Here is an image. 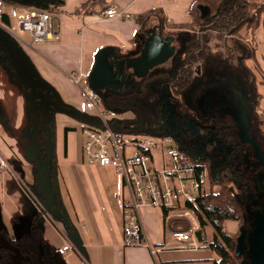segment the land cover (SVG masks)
<instances>
[{
    "label": "crops",
    "instance_id": "crops-1",
    "mask_svg": "<svg viewBox=\"0 0 264 264\" xmlns=\"http://www.w3.org/2000/svg\"><path fill=\"white\" fill-rule=\"evenodd\" d=\"M82 2L83 0H65L59 17L55 18V36L51 39L21 36L27 31L18 30V35L12 34V16L26 14L28 10L0 8V19L4 13L9 22L5 27L0 20V26L8 32V39L14 46L9 54L0 48V164L5 165L0 170V228L8 235L17 237L29 230L32 217L38 213L37 225L41 229L46 253L65 243H71L73 246L71 251L61 256L62 262H58L55 257L61 264H212L215 255L208 248V243L213 238L212 228L199 226L197 235L201 234L202 242L198 247H193L188 242L176 241L167 235L170 229L168 222H163L162 210L156 207L142 208L141 219L147 239L153 247L159 249L157 254L152 257L147 248L124 246V191L121 177L113 168L87 161L82 152L83 136L79 148H76L75 142L71 140V135L75 132L72 131L73 127H67L69 129L66 134L64 131L61 133L60 128L58 131L55 128L52 143L48 142L44 149L42 148L41 159L37 156L40 163L38 166H42V169L36 167L37 163L32 164L26 158L31 145V142L28 145V141L31 137L29 129L33 118L28 115L25 93L8 58L12 63L23 62L20 64V70H29L30 76H39L44 81V96L48 97L51 92L58 94L62 103L60 107L74 112L82 132L90 121L86 116L94 114L70 105L72 99L81 94L73 82L72 75L79 70H86L89 74L94 66L96 54H114L122 62L126 77L129 76L128 87L125 86L122 93L127 95L142 85V82L151 83V78L153 79L157 72H169L175 56L178 55L175 54V49L173 56L163 63L152 65L149 73L143 77L137 78L128 73V62L138 60L142 52L147 50L153 30L163 39L169 37L165 32L167 30L163 31V35L159 32V19L156 15L150 16L142 24L135 21V16L151 9H159L166 24H182L190 20L187 9L191 0H103L88 6L86 15L80 10L77 12ZM111 6L119 8L129 17L104 20L97 17L100 10ZM206 15L207 11H202L201 17ZM258 33L262 35L261 30H258L257 35L255 34L257 38L260 37ZM177 36L174 42L179 47L182 37ZM15 48H19L21 54H18ZM259 59L256 56L257 63ZM100 94L111 93L101 91ZM155 95L153 94V97ZM242 97V111H232L233 116H239L241 129L248 130L247 117L251 115L252 107L248 104L249 98L244 95ZM35 101L37 104V100ZM159 102L163 107L164 102ZM164 108H167L166 104ZM213 109L211 106V112L207 110V114H213ZM130 112L123 113L130 115ZM50 114L53 122L57 116L65 118L63 115L69 113L55 111ZM131 119L130 115L127 121ZM209 142L210 139H206L205 145ZM210 144L209 150L205 148L204 143L194 150L198 153L197 158L208 156L219 164L223 157L226 158L229 148L225 143H215V139ZM183 147L194 153L185 143ZM153 154L160 164L159 149H155ZM35 177L45 187L51 188L57 204L46 205V200L38 194ZM30 186L35 190L29 188ZM258 192L264 195V185L259 187Z\"/></svg>",
    "mask_w": 264,
    "mask_h": 264
},
{
    "label": "trees",
    "instance_id": "trees-1",
    "mask_svg": "<svg viewBox=\"0 0 264 264\" xmlns=\"http://www.w3.org/2000/svg\"><path fill=\"white\" fill-rule=\"evenodd\" d=\"M102 1L103 0H83L77 12H79L80 9H86L88 6H91L95 2L97 3ZM64 4H65V0H0V8H10L12 10L23 9L28 11H35L38 14L48 15L52 20H55V18L59 17L60 9L64 6ZM248 4L249 2L247 0H191L189 7L187 9V14L190 20L189 22L182 24L181 23L166 24L165 19L162 16V13L159 9H151L135 16V21L138 24H142L150 16L156 15L159 19L158 20L159 32L162 35H163V31L165 30L164 25L169 26V28H167L168 32L167 31L165 32L167 34L169 33V35L171 36L176 32L179 34L181 32L190 33L187 34L188 37L183 43L180 52H177L178 55L175 56L174 63L171 66L169 72L167 71L157 72L155 74L156 76H153V79L151 78L150 81V82H155L157 80L161 84H165V83L170 84L172 93L168 95V104L170 102L169 107L172 116L178 119H182V118H188L191 115L190 112L191 108L179 101L178 94L182 88L190 84L191 76L193 73L192 67L194 66V64L197 61H199V59L202 58L204 61L206 56L210 54V52L205 53L207 51V48L204 45H202V42H200V39H202V37H199L198 35L199 33L195 32V30L198 32L202 31L203 30L202 26L206 25V27H209V29L215 31L216 33H222V35L224 36L228 34V37L231 39L230 44H228L227 40L225 42L223 41V48H225L226 52H228L229 54L235 53L237 55L238 68L244 65L243 67L247 70V74L244 77V82L245 84H250L248 90L251 92L252 96L248 97L247 94H243V93L242 94L244 96H247L249 98V101L253 105L252 107V105L250 104L251 107L253 108L252 111L253 120H251V125H250L252 135L253 133L255 134V132H257V135L261 136L259 130H255V128L257 127L258 129V126H260V128L262 127L264 128V107H259V103H258L259 94H258V86H257L258 83L256 82V80L253 79V77L251 81H249L248 79V75L249 73L251 74V70H249V68L246 67V61L253 60L255 61V64L257 66L259 65L256 61L254 53L251 50H249V48L245 43L242 42L243 35L241 33V28L244 27L245 30L254 32L255 30L262 27L264 31V0L261 1L259 4H257L254 7V9H252L251 11L248 8ZM201 6L204 7L205 10H207V15L203 18L201 17L202 11L199 9V7ZM0 20L2 22V25H4L5 27L8 26L9 22H8V16L6 14L2 13ZM0 29H2L8 34V32L5 30L3 26H0ZM232 41L233 43L231 44ZM221 61H225V58L221 59ZM238 71L242 72L241 70ZM206 76L207 77L203 79L201 94L203 92L206 93L207 90L210 91L211 87L214 85L219 86L220 83L222 84L223 87L226 88L227 92L228 91L230 92L232 91L230 90V88H232L233 84L237 80L236 78L233 79L231 76H230L231 79L227 80L229 76L227 78L224 76H219L217 75V73H215L213 70L210 69ZM148 80L149 78L147 79V81ZM238 82H239L238 84L235 83V86L242 87V80H239ZM158 86L159 85H153L152 90L150 86H146L143 88L140 87V89H138L137 86L136 89L132 90L127 95L111 93L108 95L101 94V96L103 100L107 98L114 102L127 104V107L130 106L129 109L125 111H131L133 117L129 121H123L119 123L120 127L123 130H129V129L133 130L135 128V130H140V131L142 130L146 133L149 131L143 130V126L146 121L144 112L146 110H151L150 108L154 106L153 94L155 92V89L157 91ZM225 95L226 94H223L222 96ZM254 96H256L255 100H253ZM34 97L36 96H32L33 99ZM197 101L199 102V96L195 100L194 104H196ZM131 102H134L135 105H130ZM103 104L105 106L106 103ZM51 108L50 109L52 113L55 111L63 112V113H72L70 110L62 107L53 106ZM114 112L117 114V109L114 108ZM36 113H37V107H35V113L31 114L28 111V115L30 118L31 117L33 118V122L37 121L35 119ZM119 113L122 114L123 111H119ZM258 113L260 114L258 115ZM47 118H49L48 120H51V114L50 116L48 115L46 119ZM209 119L212 123L210 129H213V132L211 133L216 134V138H217L219 137L222 131L219 130L220 128H216L217 118L214 115H210ZM39 129L40 132L36 133L35 138L41 134L40 136H38L41 139V141L46 137L47 138L46 144L48 142L52 143V135H53L52 120L49 123L47 122L44 128H41L39 126ZM68 129L69 128L67 127L64 129L65 134L68 132ZM41 130H46V131L48 130V131L45 134H43ZM149 133H151V131ZM219 140L224 141L223 138H220ZM255 140L258 142V144H260L261 141L258 139V137ZM43 147H45V145ZM262 151L264 154L263 148ZM33 163L34 162H32V164ZM196 165L198 169L205 168L208 171L209 175L211 176L212 185L217 183L216 186L218 187L216 192H210L208 195L204 196L202 200L200 199L194 204L188 203L186 205L187 209H190L197 218L200 227L204 228L206 226H209L213 230V238L208 243V248L215 255V258L212 260V264H246L245 257L247 258V256L244 253L239 254L237 252L238 238L241 232L243 231L242 226L244 224L246 217L245 216L246 208H245V203L243 202L244 197L242 195V191L245 185H241L238 183L236 189L237 192H233L231 186L233 183H235L234 173L242 174L243 177L246 178L247 182L249 181L251 182V178H252L250 177L251 175H248V173H246L243 170L239 171V168H235V166H231L227 158H224L223 161L217 164L213 160V158L205 156L203 159H200L198 162H196ZM36 167L42 169V166L40 168V166H38V163ZM215 173H217L218 181H215L214 183L213 175H215ZM37 182L41 184L39 179H37ZM52 194H53L52 201L50 202V204L55 203L54 201L55 194L54 192H52ZM250 212L254 214V212L251 209ZM162 214H163V222L165 223L167 217V210L164 209V211H162ZM38 218H39V214L36 213L30 221L29 230L17 236V238L11 240L14 242L15 245L25 250L29 254H32V252H36L40 250L43 256L45 257L46 260L45 262L47 264H57L56 262H54L55 260H53L54 257L50 256L48 252L47 253L45 252V250L47 249L42 239L41 229L37 225ZM227 220H233L238 222L239 227L237 229L236 234L230 235L227 232H225L224 223ZM243 254L245 255V257L243 256ZM247 260L249 261L248 258Z\"/></svg>",
    "mask_w": 264,
    "mask_h": 264
},
{
    "label": "built area",
    "instance_id": "built-area-1",
    "mask_svg": "<svg viewBox=\"0 0 264 264\" xmlns=\"http://www.w3.org/2000/svg\"><path fill=\"white\" fill-rule=\"evenodd\" d=\"M105 16L106 19L122 17L112 6L107 9ZM19 27L20 31H27L36 38L51 39L55 36L53 20L48 15L35 11H29L28 15L21 14ZM87 74L86 70H79L72 75L73 82L81 91L85 108L88 111L96 110L104 123L86 125L82 131V152L88 162L113 168L121 177L124 191V246L146 245L141 237V234L143 237L145 235L141 210L148 206L167 210L166 221L170 228L167 235L170 238L198 247L202 236L197 235L199 224L193 212L187 209V201L194 204L210 192H216L217 183L212 185L211 176L205 168H197L196 162L200 159H194L189 150L173 148L171 145L163 149V143H172V136L146 134L142 130H123L119 125L122 122L120 115L114 113V110L99 108L104 100L99 92L88 86ZM87 117L93 119L94 116ZM155 149H159L160 164L153 154ZM165 157L169 158V166L165 163ZM4 166L0 164V168ZM213 181H218L217 173L213 175ZM177 213L189 217L190 227L187 230L181 226ZM69 248L70 245H65L53 252L57 256H65Z\"/></svg>",
    "mask_w": 264,
    "mask_h": 264
},
{
    "label": "rangeland",
    "instance_id": "rangeland-1",
    "mask_svg": "<svg viewBox=\"0 0 264 264\" xmlns=\"http://www.w3.org/2000/svg\"><path fill=\"white\" fill-rule=\"evenodd\" d=\"M247 1L249 2L248 8L251 11L252 9H254V7L257 4H259L263 0H247ZM28 13H29V11H27L26 14L28 15ZM26 14H23V15H26ZM12 17H14L13 18L14 24L12 26L11 32H12V34L18 35L17 32H18V30L20 31V28L18 26V24H19L18 17L17 16H12ZM164 26H165V30H168L167 28H169V26H167V25H164ZM202 28H203L202 31L198 32L195 30V32L199 33L198 34L199 37H202V39H200V42H202V45H204L207 48V51L205 53L210 52V54L208 56H206L204 61L202 58V59H199V61H197L194 64V66L192 67L193 73L191 76V82L189 85L185 86L184 88H182L180 90V92L178 94V98H179L180 102H182L183 104H185L191 108V110H190L191 115L187 119H189L191 122H193L197 127H200L203 130L202 134L210 137V138H207V139H210V142L214 141V139H215V143H216V141H219L221 143H225L229 148V151L226 154L227 155L226 158H227L229 164L231 166H235V168H239V171L240 170L245 171L246 173H248V175H251L250 176V177H252L251 179L254 180V183L251 181V183H253V186H252V185H250V181L247 182L246 178L243 177L242 174L234 173L235 183H233L231 186L232 191L237 192L236 189H237L238 183L241 185H245V187L243 188V191H242V195L244 197L243 202L245 203V208H246L245 209V212H246L245 216L246 217H245L244 224L242 226V230L245 234H247L250 231V225L252 224V222L255 219V214L250 212V208L254 207L256 205V203L252 200L253 197L254 196L258 197V199H259L258 203H262L264 201V195L261 197L258 193V188H257L259 183H261V184L264 183V179H262V178H264V169L256 161L251 145H249L248 143H246L245 141L242 140L241 127H240L239 123L234 118H232V115L226 116L224 113H221L218 110V108L213 109L214 110L213 114H210V115H214L217 118V123H216L217 127L216 128H220L219 130H222L221 134L220 135L218 134L219 137L216 138V134L211 133V132H213V129H210V126L212 124L210 119H209L210 115H208L207 112L204 110V106H205L204 101L206 99V96L210 97V100L215 101L217 97L223 98V96H222L223 94H226L228 96V95L233 94L234 91H239L241 94L242 93L247 94L248 97H251L252 96L251 92L248 90V87L250 86V84H245V82H244V77L247 74V70L243 67L244 65L240 66V68H238L237 55L235 53L229 54L228 52H226V49L223 48V41L225 42L227 40L228 44H230L231 39L228 37V34L224 36V35H222V33H216L215 31L209 29V27H206V25H203ZM258 30H261V32H262V35H259V33H258V36H260L259 38H257L255 36V34L257 35ZM181 33L179 34L176 32L172 35V38H174L175 41H176V37H178L177 34H179V36L182 37V39L180 38V40H182V43H180L179 47H178V45L176 46L175 54L177 52H180V49L182 48L183 43L185 42V40L188 37L187 34H190L188 32H186V33L181 32ZM241 33L243 35L242 42L245 43L247 45V47L249 48V50H251L254 53L255 58H256V56H258L260 58L258 61L259 66H257L255 64V61L247 60L246 61V67L249 68V70H251V74H252L251 75L249 73V75H248L249 81H251L252 77H253V79L256 80V82L258 83L257 86H258V94H259V96H258L259 107H264V84H263L264 83V41H263L264 40V31H263L262 27L255 30L254 32L247 31L243 27V28H241ZM21 36H24L26 38H30V36L27 32L22 33ZM232 43H233V41L231 42V44ZM223 58H225V61H221V59H223ZM10 63H11V61H10ZM209 64H210V66H209ZM209 69L213 70L219 76H224L226 78L229 76L227 80H230L231 77L233 79L236 78L238 81L242 80V87L235 86V83L238 84L239 82L237 80L235 82V80H234L235 83L233 84L232 88H230V90H232V92H227L226 88L223 87L222 84L220 83L219 86L214 85L211 87L210 91L207 90L206 93L203 92L201 94L202 86H203V79H205L207 77L206 75L208 74ZM237 69L241 70L242 72H239ZM239 73H240V75H239ZM154 79H156V78H154ZM256 82H255V84H256ZM83 84H84V81L81 83V86H83ZM153 85H159L157 87V91H155V93H154L156 95H155V97H153V100L160 99V101H163L164 106L162 107V104L160 103V107L162 109H164L165 104H168V95L172 93L170 84H168V83L161 84L157 80H156V82H151V83H147V84H146V82H142V85H139L138 89H140V87L143 88L146 86H150V88L152 90ZM251 87H252V85H251ZM77 89L79 90V88H77ZM37 91H38V88H35L33 92L31 90H29L28 93L33 96L32 93L36 94ZM209 92H211V93H209ZM50 94L51 95H49L47 97L48 101L51 102L55 107L62 106V103L59 100V95L55 92L54 93L51 92ZM198 96H199V102L197 101V103L194 104V102ZM34 99L37 100V102L39 101V99L36 97H34ZM255 99H256V96H254L253 100H255ZM72 100H73V102L71 104L69 103L70 105H72L73 107H77V108L83 110L84 112L88 111L85 108V101H84V98L81 96V94L77 98L72 99ZM248 104L250 105V102H248ZM253 104H254V102H253ZM169 106H170V102H169ZM129 107H127V104L114 102V101L111 102V100H109V101L106 100L105 106L103 104L99 108L100 109L107 108L110 110H114V108L117 109V115H121L119 117L122 119V122H123L124 119L127 121V118L130 117V115L132 118L133 115L131 112H130V115L128 113L127 114H125V113L120 114L119 111L124 112L125 110L129 109ZM252 107H253V105H252ZM69 108H71V107H69ZM252 111H253V108H251V115L249 114V117H247L248 118L247 119L248 120L247 125H248L249 135L254 140L257 139V137H258V139L261 141L259 144V145H261L260 148L262 147L264 149V128L263 127L260 128V126H258V129H257V127L255 128V130H259L261 136L257 135V132H255V134L253 133L254 137L252 135V131H251V127H250L251 120H253V115H252L253 112ZM91 112L94 113V111H91ZM127 112H129V111H127ZM63 114H65V113H63ZM259 114L260 113H258V115ZM122 115L124 118H122ZM63 116H65V118L64 117L60 118L57 116L55 119H53V122H52L53 131L55 130V128L57 129L56 131H58V128H60L59 131L61 133H64L63 131H64L65 127H73L74 130H72V131H75V132H74V134L71 135V140L75 142V147L79 148L81 141H82L81 127L78 125L79 121L73 112L69 113V114H65ZM72 120H74V121H72ZM136 128H138V127H136ZM37 130L39 131L40 129L38 128ZM133 130H135V128ZM143 130H145V131L147 130V121H145V127L143 128ZM46 132L43 131L42 133L45 134ZM163 133H164L163 131L158 130L155 133V135H157V136L165 135ZM26 135H28V133ZM29 136H30V129H29ZM220 138H223L224 141L219 140ZM37 139H38V136L35 138V141H36V143H39ZM210 142L207 145H205V148H207L208 150L211 149ZM53 143H54V136H53ZM29 144H30V141H28V145ZM169 145H171L173 148H176V147L184 148L183 147V141L182 140L178 141L177 139H174V138H173L172 143H163V149L167 148ZM262 148H261V150H262ZM262 154H263V151H262ZM263 156H264V154H263ZM165 159H168V158L165 157ZM223 160H224V157L221 161H223ZM231 160H234V161H231ZM236 181H237V184H236ZM29 188H32L33 190H35L33 188V186L32 187L30 186ZM38 194H37V198L40 201V196L38 197ZM260 208L264 212V204H263V207L261 206ZM238 227H239L238 222L233 221V220H227L224 223V230H225V232H227L230 235L236 234ZM210 228H207V229L209 230ZM243 246H244V251L247 250L246 240H244ZM53 251L50 250L49 253L52 254L53 256H55L57 258L58 262H62L63 261L62 257L55 255L53 253ZM243 256L245 257L244 254H243ZM245 259H246L245 260L246 264H249V261L247 260L246 257H245Z\"/></svg>",
    "mask_w": 264,
    "mask_h": 264
},
{
    "label": "water",
    "instance_id": "water-1",
    "mask_svg": "<svg viewBox=\"0 0 264 264\" xmlns=\"http://www.w3.org/2000/svg\"><path fill=\"white\" fill-rule=\"evenodd\" d=\"M199 9L204 10V7L201 6L199 7ZM0 40V48L3 49L6 54H9L10 51L13 50L14 46L8 39V34L2 29H0ZM15 51L18 54H21V50H19V48H15ZM174 51V46L171 45L166 39L159 37L158 32L156 30H153L151 33L147 50L142 52V55L138 60H131L130 62H128L129 64L127 72L132 73L137 78L143 77L148 73V70L152 67V65L163 63L166 59L173 56ZM101 53L102 52L95 55L94 66L87 76L88 86L92 90L97 91L99 93L101 91H108L110 93H117L121 95L123 93V88L128 87L124 66L121 62L118 61L117 57H115L114 54H112L111 56H104ZM145 61H150V63ZM20 64L21 62L13 63L12 67L19 79L20 85L25 91L24 93L28 111L32 114L35 113L36 101L26 91L27 87L30 85V82L28 81L30 71L21 69L23 72V76L20 77ZM131 65H133V67ZM33 83L35 85V88L37 87L40 92L44 90L45 83L41 78H38L36 76L33 79ZM33 88L34 87H32L31 89ZM216 101V105L220 106H222L225 102V100H223L222 98H217ZM228 101H230V99H228ZM157 103L160 104L159 101ZM204 103V110H208L209 112H211V106L214 103L212 100H210V97H207ZM130 105H135V103L131 102ZM233 105L235 109L234 102ZM159 108L160 105H158V108L156 106L154 110L158 112ZM162 110L163 111L161 112V116L158 115L159 117L156 121L153 120V113H151L150 110H146L144 112L145 120L149 122L147 129L150 130L153 134H155L158 130H161L164 132L163 134L165 135H170L173 138L175 137L179 141L182 140L183 143H185V146L189 147L194 152L192 154L194 155L193 157L197 158L198 153H195L194 150L199 148V146H201L203 140L205 139V137L201 135L203 130L200 127H197L193 122H191L187 118L178 119L172 116V114L169 117H167V115H162L165 111V108ZM86 119L90 120L89 123H94L96 125L99 124V122H97L95 119L89 117H87ZM47 122L49 123L50 120H48ZM46 123L45 121L43 122V124H38L35 121L31 122V145L29 146L26 154V158L30 162L39 164L37 156L41 149L44 147L36 144L35 136L39 126L42 128V126H45ZM241 137L243 141L251 145L254 151L256 161L264 169V156L262 154V150L258 142L250 137L249 131L247 129H241ZM37 179L38 178L35 177V184L37 190L40 196L46 200V205H48L52 201V190H50L49 187H45L42 183L39 184L37 182ZM253 201H257L256 196L253 197ZM261 206H263V204H261ZM258 210L259 208L257 207L254 211L255 219L250 225V231L247 234L242 231L237 243V252L244 253L250 261L249 264H264V261H262L264 260V231L262 230V227L264 226V212L262 211V209H260L259 211ZM261 224H263L262 227ZM244 240H246L247 244V250L245 251L243 246ZM53 260H55L54 262H56L57 264H61L58 263L56 259Z\"/></svg>",
    "mask_w": 264,
    "mask_h": 264
},
{
    "label": "flooded vegetation",
    "instance_id": "flooded-vegetation-1",
    "mask_svg": "<svg viewBox=\"0 0 264 264\" xmlns=\"http://www.w3.org/2000/svg\"><path fill=\"white\" fill-rule=\"evenodd\" d=\"M169 36L172 37L171 35H169ZM21 64H23V63L21 62ZM128 77L129 76H127V78ZM34 78L35 77H32V76L29 75V80L28 81L30 82V85L27 87L26 91H29V90H31L32 92L34 91V89H35V85L33 83V79ZM127 81H128V79H126V82ZM32 87H34V88L31 89ZM230 92H232V91H230ZM33 96H36L39 99V101L36 104V107H37V113H36V116H35V119L37 120L36 122L38 124H43V122L45 121V123H46L48 121V119H49V118H47V121H46V117H48L47 115L50 116V114H49V113H51L50 108L53 107V105L50 104V102L47 99V96H44L42 94V92L39 91V89H38L36 94H33ZM244 97H246V96H244ZM206 98H207V96H206ZM217 98H219V97H217ZM217 98H216V100H217ZM222 99L225 100V102L223 103L222 106L216 105L217 101L216 100L215 101L212 100L213 103H214L212 105V108H214V109L218 108V110L221 113H224L226 116H231L232 115V118H234L237 122L240 121L238 115L233 116L234 113H233L232 110L234 109V105H233V102H234L235 103V109L234 110H238L239 109L238 111H242L241 108L243 106L240 105V102H242V100H243L242 94L239 91L238 92L234 91L233 94L228 95V96L225 95V96H223ZM228 99H230V101H228ZM106 100L109 101L110 99L106 98L104 100V103H106ZM47 101H48V103H47ZM158 101H160V100L159 99L153 100L154 106L152 108H150L151 109L150 110L151 113H153L152 114L153 115V120H155V121L157 120V118L159 116H161V112L163 111L161 107L159 108L158 112H156L154 110L156 108V106L158 108V105H160L159 103H157ZM166 107L167 108L165 109V111H164V113L162 115H167V117H169L171 115L169 104H166ZM148 124H149V122L147 121V126H148ZM144 127H145V124H144L143 128ZM42 128H44V126H42ZM41 131L42 132L43 131L46 132V130H41ZM37 132H40V130L39 131L37 130ZM201 135L205 137V139L203 140V143L205 145L206 144V139L210 138V137L209 136H205L203 134H201ZM38 136H40V135H38ZM37 140L39 142V143H37V145L40 146V144H41L42 147L44 145H46V141H47L46 137L44 139H42V141H41V139L39 137H38ZM42 157H43V149L38 154V158L41 159ZM262 179H264V178H262ZM251 181L254 183L253 179H251ZM253 183L250 182V185L253 186ZM261 185H264V183L263 184L259 183L258 187L257 186L256 187L259 189V187ZM258 193L262 197L260 192H258ZM254 202L256 203V205L254 207L250 208L253 212L255 211V209L257 207L260 210L261 209L260 207H261V204H262V203H258L259 202L258 197H257V201H254ZM263 204H264V202H263ZM262 225L263 224H261V227H262ZM262 230L264 231V226L262 227ZM15 238H17V237L12 236V235H8L2 228H0V264H47L45 262L46 261L45 257L43 256V254H42V252L40 250H38L36 252H32V254H29L28 252H26L25 250L21 249L20 247H18L17 245L14 244V242L11 239H15ZM50 256H53V255L50 254ZM53 257H54V259H56L55 256H53Z\"/></svg>",
    "mask_w": 264,
    "mask_h": 264
},
{
    "label": "bare ground",
    "instance_id": "bare-ground-1",
    "mask_svg": "<svg viewBox=\"0 0 264 264\" xmlns=\"http://www.w3.org/2000/svg\"><path fill=\"white\" fill-rule=\"evenodd\" d=\"M107 9H108V8H104L103 10H100V11L97 13V17H98L99 19H102V20L106 19L105 12L107 11ZM116 9H117L118 12L121 14L122 18H128V17H129L128 14H126L125 12H123L122 10H120L119 8L116 7ZM80 11H81V13H82L83 15H86V13H87V8H86V9H80ZM202 11H205V12H206L207 10L204 9V10H202ZM20 15H21V14L17 15L18 20H19V16H20ZM53 23H54V25L57 24V23H55V20H53ZM28 33H29V32H28ZM29 35L31 36V38H36V37H32V35H31L30 33H29ZM166 40H167L170 44H172V45L174 46V48L176 49L177 44H176V42H174V39H173L172 37L169 36L168 38H166ZM115 57H116V56H115ZM117 59H118V57H117ZM8 60L11 61L9 58H8ZM118 61L121 62L119 59H118ZM145 62L150 63V61H145ZM121 63H122V62H121ZM11 64H13L12 61H11ZM131 66L133 67V65H131ZM148 73H149V72H148ZM19 74H20V77L23 76V74H21V70H19ZM90 110H91V111H94L93 114H94L95 120H96L97 122L103 124L104 121H103V119H101V117L99 116L98 112H97L96 110H94V109H90ZM114 113H115V112H114ZM238 123H239V125H241V122H240V121H238ZM146 134H150V133H149V132H146ZM132 150H133V149H131V151H132ZM165 163H166V165L169 166V158H168V159H165ZM1 169H3V167H1L0 170H1ZM188 203H189V204H193L191 201H187V204H188ZM177 217H178V219H179V221H180L181 226H182L184 229L187 230V229L190 227L189 217L186 216V215H184V214H180V213H177ZM123 220H124V218H123ZM124 234H125V221H124ZM141 237L144 238V241H145V243H146V245H144V248H147V250L149 251V253L151 254V256L154 257V256L157 254V250H158V248H155V247H153V246L150 244L149 240L147 239L146 234L144 235V237H143L142 234H141ZM183 243H187V242H183ZM65 245H70L69 251L72 250L73 246H72L71 243H65V244H63L62 246H65ZM239 254H240V253H239Z\"/></svg>",
    "mask_w": 264,
    "mask_h": 264
}]
</instances>
